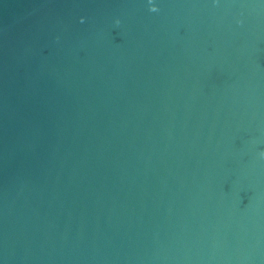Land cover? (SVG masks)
<instances>
[{"label": "water", "instance_id": "95a60500", "mask_svg": "<svg viewBox=\"0 0 264 264\" xmlns=\"http://www.w3.org/2000/svg\"><path fill=\"white\" fill-rule=\"evenodd\" d=\"M153 2L0 0V264H264V0Z\"/></svg>", "mask_w": 264, "mask_h": 264}, {"label": "clouds", "instance_id": "9594fccd", "mask_svg": "<svg viewBox=\"0 0 264 264\" xmlns=\"http://www.w3.org/2000/svg\"><path fill=\"white\" fill-rule=\"evenodd\" d=\"M149 10L151 11V12H158L160 9H159V6L156 4V3H154L153 2V0H149ZM83 17L81 18V21L83 22ZM115 23L117 24V25H119L120 23H121V21L119 20V19H116V21H115Z\"/></svg>", "mask_w": 264, "mask_h": 264}]
</instances>
